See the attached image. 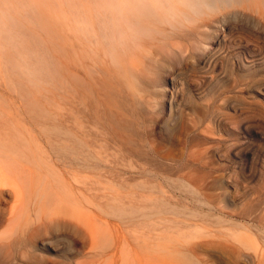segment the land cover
Wrapping results in <instances>:
<instances>
[{
  "label": "rangeland",
  "instance_id": "374dc122",
  "mask_svg": "<svg viewBox=\"0 0 264 264\" xmlns=\"http://www.w3.org/2000/svg\"><path fill=\"white\" fill-rule=\"evenodd\" d=\"M83 1L0 0V143L14 145L24 153L31 151L35 155L32 158L54 166L49 168L50 176L46 177L37 170L35 176L24 179L16 187V198L9 185L12 182L2 185L0 264H248L249 258L256 264L261 254H264V96H251L246 92L249 87H244L241 93L234 89L236 73L230 63L227 65L229 71L226 70L222 80L204 89L205 93L208 91L206 94L209 93V101L196 94L198 90H203L198 88L203 87L202 80L206 77V71L194 72L195 77L192 73V79L188 77L189 73L177 81L176 88L182 89V92L184 90V106L181 104V108L178 107L177 113L181 109L177 115L179 117L175 124H171L168 108L161 111L163 108L158 95L162 89H153L159 106L154 104L156 109L153 106V111L149 110L152 115L142 116L141 108L135 107L132 100L128 101V90H125L132 84L131 87L136 91L141 88L140 83L122 80L124 95H127L124 96L122 91L124 103L119 106L121 110L124 108L121 113L127 125L116 131L109 119L114 109L110 90L116 87L114 76L108 73L103 76L99 74L106 79L102 78L104 81H101L105 84L100 92L105 93L100 96V106L95 100V92L93 96L86 92L89 89L94 91V86L84 80L80 24L77 23L78 16L73 13L78 14L81 11ZM75 4L79 6L76 7ZM5 5L8 6L7 9ZM169 61L171 60L166 59L165 63L169 65ZM154 62L152 69H146L150 79L161 75L166 69L165 63L157 57ZM185 62L192 63L193 59L188 57ZM69 65L71 71L68 72ZM91 72L92 70L90 74ZM92 74L96 76L94 72ZM70 75L73 76L71 84L67 79ZM197 76L202 78L198 80L201 86H197ZM250 76L245 77L248 83V80L258 78L257 82L261 79L264 86V67ZM109 81L114 87L110 82L107 92ZM126 83L129 84L126 86ZM226 88L231 92L224 96L222 92ZM109 92L111 96L108 95ZM221 93L222 99L223 96L225 100L237 99L236 105L233 104L232 107L237 106L240 100L238 106H243L242 109L247 114L245 111L244 114L241 113L238 108L234 109L236 112L227 109L224 107V100L216 101L215 96ZM242 101L247 104L244 105ZM84 102L87 107L92 108L89 112L83 108ZM103 103L108 107L105 108ZM70 110L81 116L85 126L83 140L90 147V151L101 159L100 168L96 172L78 175V185L81 187L78 196L62 187L64 182L70 180V176L55 164L56 158L51 154L48 142L36 127L37 123L45 121L47 138L55 143V135L59 132L53 127L62 128L63 115ZM130 110H133L132 114ZM218 110L220 114L223 113L220 119H217L220 116ZM211 112L214 113L211 120L215 118L216 121L209 119ZM206 113L209 114L207 119ZM224 113L230 114L225 116ZM215 114H218L217 118L214 117ZM225 118L228 124L224 123ZM235 119H239L240 124ZM104 121L105 124H102ZM130 123H134L131 124L132 128L135 127L134 131L129 128ZM223 123L224 126L228 125L225 127L226 131ZM194 124L198 126L191 128ZM245 124L248 125L241 131L239 126ZM213 125L215 129L212 130ZM204 128L220 135L223 140L220 136H215L220 143L226 139V142L229 139L234 143L240 139L242 141V136L251 140L247 139L249 143L243 146L244 149L242 148L235 160L239 159L237 164L229 161L230 158L226 156V144H223L224 149L220 148L223 146L221 143L217 152L212 151L211 142H208L206 134L201 131ZM230 128L231 132L236 133L229 134ZM128 134L130 135L127 136ZM205 145L207 148H203ZM194 146L198 150H193ZM138 151L150 152L154 160L152 164L144 163L143 157L132 154ZM203 152L204 155L201 156ZM195 153L196 158L201 157L197 161ZM143 169H147L148 175ZM42 170H48L46 164L42 166ZM181 184L184 185V190L178 189ZM194 190L197 194H204L205 198L200 194L195 197ZM222 201L227 203L226 206ZM207 203H213L218 208L209 210ZM163 205L170 210L162 213L165 210ZM91 231L94 238L91 237Z\"/></svg>",
  "mask_w": 264,
  "mask_h": 264
},
{
  "label": "bare ground",
  "instance_id": "6f19581e",
  "mask_svg": "<svg viewBox=\"0 0 264 264\" xmlns=\"http://www.w3.org/2000/svg\"><path fill=\"white\" fill-rule=\"evenodd\" d=\"M201 3H202V11H200L199 14L192 17L186 23L174 25L171 27L163 26L155 18H152L150 16H146L141 21L143 29H144V35H143V38L140 41V43L135 47L128 48L125 50H121L120 52L117 53V55L114 59L110 58L101 49H98L97 47H95L94 42L90 39L89 36L86 35L84 29L81 27V22L86 18V11L89 7L90 0H84L82 2V4H81L82 9L80 12H78V14L76 12H73V10H72V12L78 16L77 23L80 24V35H81V37H80V48H81V54H82L81 67H82L85 79L83 77L82 78L84 80H87L86 82H88L90 85L92 83V85L94 86V91H93V89H89V90H86V92L87 93L89 92V94L92 93L91 96H93V92H95L94 97H95V100H97L99 102L98 103L99 106L101 104L100 99L103 96V94L105 93L103 90L102 91L104 93L100 92L101 89H104V84H105L104 82L102 84L101 81L106 80V79H104L105 77L104 78L102 77L104 79V80H102L100 75L103 76L105 73H108V74H112L115 78V79H113V81L115 80L114 86L116 85L114 90L110 89V82L111 81H109V83H108L109 88H107V86H106V88H107V92L109 89L112 90V101H113V108L114 109L111 112V116L109 119L111 120V123L113 124L116 131L122 129L123 127L125 128V126L127 125L125 123L123 116H122V113H121V111L124 108H122V110H121V108L119 106V105H121V103H124V100H123L124 98L122 99V91H123V95H124L125 94L124 91L128 90V93H127L128 96L126 98L128 99V101L132 100L131 102L135 105V107L141 108L140 111H141L142 116H143V115L151 114V113H149V110H151V107L153 108L154 104L157 103V100H158V98L156 97L157 94L155 95V97H156L155 98L153 95V89L154 88L162 89L158 95V97L161 99V106L162 107L161 106L160 107L163 108V109H161V111L164 110V108H166V109L168 108L169 119H170L169 123L175 124L177 117H179L177 115H179L178 113L181 111V109H179L180 111L177 113L178 107L181 108V106H180L181 104H182V106H184L182 103L183 96H184L183 95L184 90L182 92V89L178 88L179 89L178 90L176 88L177 81L189 73L190 74L188 77L190 79H192V73H193V75L194 74L196 75L197 71L198 72L206 71V77L203 80L200 77L201 80L203 81L202 82L203 87H205V88L196 87V89L197 88L203 89L200 91L198 90L196 94L198 96H200V98H202V96L207 98V97H209V96H207V95H209V93L206 94L208 91H206V93H205L204 89H206V87L208 88L210 85L214 86V84L218 83V81L224 77L226 70L229 71V69L227 68V65L229 66V63L232 65L233 71L236 73L235 78H234L235 80L233 82L234 83V86H233L234 89H237V91H239L241 93L243 91L244 87H249L247 89L248 91L246 90V92L248 94H251V96H253V95H258L260 97L264 96V86L260 82L261 79H259L260 83L257 82L258 81L257 77H256L257 78L256 80H254V79L248 80L251 82V84L249 85L250 82L248 83L247 79L245 78L247 76H250L251 74H255L257 71L258 72L261 71V69L264 67V0H201ZM75 6H76V4H75ZM77 6H79V5H77ZM78 9H79V7H78ZM69 16H67V17H69ZM6 37H8L7 34H6ZM75 49H76V47H75ZM67 52H68V50H67ZM156 57L161 62L163 61V64L166 62V59L171 60V61H169L170 62L169 65L165 63L166 69L164 68L165 70L163 71V73L161 75L154 76L152 79H150L149 78L150 76H148L149 73H147V70L152 69L151 65L155 63L154 61H156ZM188 57H191L193 59L192 63L185 62L186 58H188ZM156 65H157V63H156ZM155 67L156 66L154 65L153 68H155ZM90 70H92V72H94L96 74V76H93L92 72L90 74ZM37 71L39 72L40 69H38ZM69 71H71L70 65L68 66V72ZM194 72H196V73H194ZM258 74H261V73H258ZM190 75H191V77H190ZM195 75H194V77H195ZM199 75H200V73H199ZM227 76H228V72H227ZM111 78H113V77H111ZM200 78H198V76H197V81L200 80ZM67 79H68V83L71 84L73 81V76L70 75ZM122 80H124L126 82L127 81H134L135 83L137 82L138 84L140 83L141 88L136 90L137 91L136 92L131 87L132 84L129 86L128 85L129 83H126V86L128 85L127 86L128 88L123 90L124 85H123ZM184 80H186V78ZM186 81H188V80H186ZM107 82L108 81H106V83ZM199 82L200 81H198L197 86L198 85L201 86V83H199ZM263 82L264 81H262V83ZM111 85H112V82H111ZM189 85H191V84H189ZM216 86H215V88H216ZM167 87H169L170 89H167ZM181 87L182 86L180 85V88ZM218 87H217V90H218ZM186 88H188V86ZM211 89L213 91V88H211ZM74 90H75V87H74ZM195 92H196V90H195ZM230 92L231 91L226 88V91H224L222 93L225 96V94H228ZM193 93H194V91H193ZM222 93L215 96V99H217L216 101L224 100V107H226L227 109L234 110V109L238 108L241 113L243 111H245L246 113L243 112V114L244 113L247 114V111L242 109L243 106H242V108L240 107L241 105L238 106L240 104L239 103L240 100L238 101L237 106L232 107V105L235 104V102H236L235 100H237V99L225 100L224 96L222 99ZM187 94H188V92H187ZM108 95L111 96V93L109 92ZM126 95H124V96H126ZM88 96L90 97V95H88ZM110 96H108V97L110 98ZM248 96H250V95H248ZM89 97L87 98L88 100H89ZM105 98L106 97H104V100H106ZM197 98L199 99V97H197ZM238 98H239V96H238ZM254 98H255V96H254ZM188 99H189V97H188ZM241 99H242V97H241ZM104 100H103V102L107 103V101L105 102ZM199 100L201 102V99H199ZM207 100H208V98H207ZM109 101H111V100H109ZM202 101H203V99H202ZM258 102H259V100H258ZM104 103H103V105H106L105 108H107L108 107L107 104H104ZM185 103L187 104V102H185ZM206 103H207V101H206ZM242 103H244V101H242ZM245 103H246V101H245ZM245 103H244V105H245ZM255 103H257V102H255ZM109 104H111V103H109ZM156 105H158V103ZM158 106H157V108H158ZM68 107H70V105H68ZM95 107H97L96 101H95ZM126 107H128V106H126ZM132 107H133V105H132ZM249 107H250V103H249ZM255 107H256V104H255ZM83 108H86L87 109L86 111L89 112L90 107L89 106L87 107L85 105V102L83 103ZM154 108H155V106H154ZM226 108H225V110H226ZM245 108H246V106H245ZM71 110L66 112L63 115V118H62L63 126H62V128H59L58 126L53 127L54 129L58 130V132H59L58 134L55 135V139H56L55 143L51 142L47 138L48 132H47V129L45 128V126H47V123L45 121L37 123L36 127L41 132L40 134H42V136H44L46 141L48 142V144L51 148V154H53V157L56 158L55 164H57L58 168L61 171L64 170L66 172V174H68L67 176H70L69 177L70 180L68 182H64V185L62 187H64L65 189H68L69 191H71V193H75V195L78 196L81 193V187L78 185V183H79L78 175H80L84 172L85 173L96 172L100 168L101 159L97 158V155L94 152L92 153V151H90V147L84 142V140H83V133H84V127H85V126H83L84 122L82 123L83 120L81 119L80 115L77 116L76 114L73 113L74 111L72 112ZM223 110H224V108H223ZM102 111H103V109H102ZM125 111H127V110H125ZM131 111H133V110H130V112ZM151 111H153V110H151ZM212 111L214 112V109ZM192 112H193V110H192ZM205 112L206 111H204V113ZM218 112H216V113L220 114L219 110H218ZM228 112H230V111H228ZM98 113H99V111H98ZM98 113H97V115H98ZM155 113H156V110H155ZM202 113H203V111H202ZM261 113H263V112H261ZM131 114H132V112H131ZM213 114L211 112V117L209 118L210 120H211ZM221 114H223V113H221ZM221 114H220V116H217L215 114L214 117L217 116L218 118L217 117L216 118L220 119L219 117H221ZM227 114H230V113H227ZM99 115H100V113H99ZM208 115H209L208 113L205 114L206 119L209 117ZM224 115H225V113H224ZM239 115L241 116L240 113H239ZM83 116H85V114H83ZM240 116L238 118H240ZM235 117L237 118V114ZM145 118H146V116H145ZM158 118H160V117H158ZM245 118H246V120H248L247 117H245ZM245 118H243L244 121H246ZM254 118H255V116H254ZM201 119H202V117H201ZM214 119L211 121H214ZM231 119H233V118H231ZM156 120H157V117H156ZM225 120H226V122H225ZM225 120H223L224 123L228 124V122H227L228 120L226 118H225ZM238 120L239 119H235V121H237V123L241 122L240 120L238 122ZM105 121H106V119H105ZM105 121L102 124H105ZM215 121H216V119H215ZM217 121H220V120H217ZM244 121H242V122H244ZM249 121H251V120H249ZM127 122H131V121H127ZM208 122L209 121H207V123ZM214 123H217V122H214ZM224 123L222 124L223 126H224ZM257 123L255 126H257ZM107 124H109V122ZM107 124H106V126H107ZM131 124L133 125L134 123H130L129 128L132 126ZM145 124H147V122ZM167 124H168V122H167ZM231 124H233V123H231ZM253 124H255V123H253ZM189 125H191V124H189ZM215 125H217V124H215ZM246 125H248V124L240 125L239 126L240 130L243 131L244 130L243 128ZM197 126L198 125L194 124V125H192L191 128H195ZM220 126H221V124H220ZM227 126H224V129ZM231 126H234V128H235L234 124ZM259 126H261V125H259ZM213 127H214V125H213ZM229 127H230V125H229ZM250 127H253V125ZM127 128L128 127H126V129ZM134 128L131 127L132 131L135 130ZM209 128H211V127H209ZM220 128L223 129L222 127H220ZM213 129H215V127L212 128V130ZM231 129L232 128H230V132L228 130L229 134L236 133V132H231ZM247 129H249V128H247ZM210 130L206 129V128L201 129L202 133L206 134L205 137L208 140V142H211L210 148H212V151L217 152L218 149H220V148L224 149V147L226 146V148L228 150V155L226 152V156L230 158L229 161L232 160L234 164L235 163L237 164L239 159L237 161H235V160L238 158L242 148L244 149V147H245L244 145L249 143L247 140L249 138H247L246 136H242V141H240L241 140L240 139L239 141H237V142L235 141V143H234V142H232L231 139H229V137H230L229 136V137H226L229 139L228 142H226L227 141V139H226V141H224L222 143L223 138L219 135L220 138L222 139L221 140L222 145L226 144L225 146L223 145L222 147H220L221 143L215 138V136L217 134H214L213 133L214 131L211 132ZM251 130H253V129H251ZM216 131L217 130H215V132ZM224 131H226V129ZM247 131L250 132L249 130H247ZM228 132H227V134H228ZM216 133H218V132H216ZM227 134H224V136ZM118 135H119V133H118ZM129 135L130 134H128L127 136H129ZM149 135H150V133H149ZM199 135H201V134H199ZM131 136H132V134H131ZM219 136L217 135L218 138H219ZM234 137H235V135H234ZM187 138H188V136H187ZM239 138H240V135H239ZM118 139H121V138H118ZM235 139H236V137H235ZM252 139L255 140V138H252ZM130 140H132V138ZM201 140H202V138H201ZM126 141H127V139H126ZM192 141H193V144H195L194 143L195 140H193V138H192ZM203 141H205V140H203ZM130 142H129V144H130ZM205 142L207 143V141H205ZM188 143L193 146V144L190 143V141ZM252 143H253V141H252ZM133 144H135V143H133ZM208 144L209 143H207V145ZM253 144H255V141ZM253 144H251V145H253ZM259 144L262 145V143H259ZM197 145L199 146V143H197ZM207 145L203 146V148L206 147ZM29 146H31V145H29ZM189 147H191V146L189 145ZM247 147H246V149H247ZM188 149H190V148H188ZM194 149H195V146H194L193 150ZM196 149H197V147H196ZM196 149H195V151H196ZM263 150H264V148H263ZM33 151L35 153L34 149H33ZM134 151H137V150L134 149ZM202 151H201V153H202ZM155 153H157V152H155ZM191 153L194 154V151H192ZM244 153H245V151H244ZM132 154H134L135 156L137 155V156L143 157L144 163L147 162V163L152 164V162L154 161L152 159V156H150L151 155L150 152L148 153L146 151H144V152L138 151V152H132ZM197 154L199 155V153H197ZM33 155L34 154L31 151H28V153H24V151L20 150L19 148H17L14 145H7V144L0 143V196L3 194V190L1 189L2 185L6 184V182L9 183L8 181L13 183V184L10 183L9 185H11V187H12L11 192L14 194V197L16 198L17 194H18V190L16 189V187H18V185L20 183H22L24 179H26L28 177L35 176L37 170L43 172L46 177L51 175L49 168H51V167L54 168V166H52L51 164H47L44 161H39V160L35 159V157L32 158ZM203 155H204V152H203V154H201V156H203ZM205 155H206V153H205ZM208 155H207V158L209 157ZM196 156L197 155L195 153V158H196ZM198 158H196V161L198 160ZM192 159H194V158H192ZM204 160H205V158H204ZM223 160H224V158H223ZM240 161H239V163H240ZM216 163H218V162L216 161ZM45 164H46V167L48 168V170H46V171L42 170V166H45ZM228 164H231V163L229 162ZM244 165H245V162H244ZM169 169L172 170L171 167ZM143 172H145V174L148 175L147 169L146 170L143 169ZM171 173H173V172H171ZM204 174H205V172H204ZM63 175H65V174H63ZM56 176H58V175H56ZM59 179L61 180V178H59ZM60 180H58V181H60ZM183 186L184 185H182V184H181V186L179 185L178 189L179 190L183 189ZM190 192H192V191H190ZM194 194L196 197L200 193L197 194L196 190H194ZM200 195H201V197L204 196V194L203 195L200 194ZM149 196H147L146 198L148 199ZM195 197H192V198H195ZM218 197L220 198L221 195H219ZM204 198H205V196H204ZM208 198H209V196H208ZM225 200H227V199H225ZM196 201H198V200L196 199ZM212 201H214V199H212ZM218 201H220V200L218 199ZM223 201H222V204H224ZM233 202H234V200H233ZM216 203H217V201H216ZM217 204H219V203H217ZM226 204L227 203L225 202L224 206H226ZM231 204H233V203H231ZM206 205H207L209 210H213V209L218 208L217 206L215 207V205L213 203H207ZM219 206H222V205H219ZM223 207H219V208L221 209ZM163 208L165 210L162 213L168 212L170 210V208L166 209L165 205H163ZM171 208H173V207H171ZM225 209H227V207ZM256 209H258V208H256ZM234 210H235V208H234ZM261 212H262V210H261ZM263 212H264V210H263ZM226 213H228V212H226ZM195 215L198 216L197 212H195ZM254 216L256 218V215H254ZM254 216H253V218H254ZM258 216H259V214H258ZM258 216H257V218H258ZM168 229H169V227H168ZM91 237L94 238V234L92 231H91ZM147 239H148V237H147ZM185 239H187V238H185ZM50 243H52V241ZM45 245H47V244L45 243ZM196 245L198 248V244H196ZM206 247H207V245H206ZM195 252H197V251H195ZM246 257H248V256H246ZM249 260L247 261L248 264H253V259L249 258ZM256 264H264V254L263 253L261 254V258L258 259Z\"/></svg>",
  "mask_w": 264,
  "mask_h": 264
},
{
  "label": "clouds",
  "instance_id": "9594fccd",
  "mask_svg": "<svg viewBox=\"0 0 264 264\" xmlns=\"http://www.w3.org/2000/svg\"><path fill=\"white\" fill-rule=\"evenodd\" d=\"M200 11L201 0H90L81 27L95 47L114 59L121 50L140 43L146 16L171 27L188 22Z\"/></svg>",
  "mask_w": 264,
  "mask_h": 264
}]
</instances>
